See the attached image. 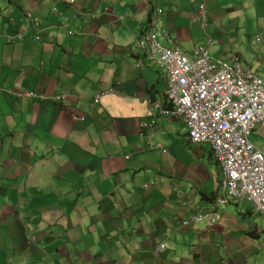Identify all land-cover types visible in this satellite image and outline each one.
<instances>
[{
    "label": "crops",
    "instance_id": "0c3cea01",
    "mask_svg": "<svg viewBox=\"0 0 264 264\" xmlns=\"http://www.w3.org/2000/svg\"><path fill=\"white\" fill-rule=\"evenodd\" d=\"M196 1L159 0L160 42L189 51L211 36L212 58L237 54L264 77V0H206L207 31ZM27 12L39 30L9 41ZM150 13L148 0H0V264H264L252 202L224 205L214 226L180 222L220 192L211 144L158 113L139 135L167 90L135 45Z\"/></svg>",
    "mask_w": 264,
    "mask_h": 264
},
{
    "label": "built area",
    "instance_id": "2783aa9c",
    "mask_svg": "<svg viewBox=\"0 0 264 264\" xmlns=\"http://www.w3.org/2000/svg\"><path fill=\"white\" fill-rule=\"evenodd\" d=\"M148 7L152 28L146 36L138 38L135 45L141 55L166 70L167 90L163 98L151 99L152 115L141 120L140 135L152 137L157 113L182 119L194 144H211L223 173L220 194L211 204L213 210L200 208L189 220L180 222L189 225L206 219L209 225H215L223 218L220 208L233 200L252 202L255 210L264 214V149L249 138L253 132L264 138V77L237 55L227 59L212 58L209 46L213 39L208 35L207 45L194 46L191 58L170 36L169 44L163 45L155 31L163 8L159 0H148ZM195 20L207 31L206 0L196 1ZM25 23L28 29L37 26L39 21L28 13ZM14 38L22 39L23 33L8 37L9 40ZM29 95L36 96L33 91ZM99 98L97 95L96 103ZM165 247L164 243L158 245L155 255Z\"/></svg>",
    "mask_w": 264,
    "mask_h": 264
},
{
    "label": "rangeland",
    "instance_id": "374dc122",
    "mask_svg": "<svg viewBox=\"0 0 264 264\" xmlns=\"http://www.w3.org/2000/svg\"><path fill=\"white\" fill-rule=\"evenodd\" d=\"M67 2H69L70 4H72L73 2H70V1H67ZM207 12V11H206ZM208 15V14H207ZM160 20H161V18H160ZM208 21H209V18H208ZM151 24H152V16H151V13H150V17H149V19H148V31L147 32H149V30L152 28V26H151ZM160 26V21H159V24H158V26L155 28V31L158 33V31H157V29H158V27ZM253 39L255 40V39H257V40H255V41H258V40H260V38L258 37V36H254L253 37ZM253 40V41H254ZM213 43H214V40H213ZM180 46V45H179ZM193 49V48H192ZM186 51V50H185ZM187 56L188 57H193V55H194V52H193V50H189V51H187ZM233 55V54H232ZM234 55H237V54H234ZM231 56V55H230ZM240 59H241V57L239 56V55H237ZM222 58V57H221ZM228 58H230V57H228ZM224 59H227V58H224ZM242 60V59H241ZM242 62L244 63V64H246V65H248L246 62H244L243 60H242ZM248 66H250V65H248ZM251 67V66H250ZM252 68V67H251ZM252 70L254 71V72H256L257 74H258V72L255 70V69H253L252 68ZM23 93H21L20 94V96L22 95ZM100 95V94H99ZM39 94H37L35 97L36 98H39ZM50 97V95H48V96H45V97H43L42 99H44V100H49V99H51V98H49ZM144 119H146V118H144ZM143 120V119H142ZM140 124H141V121H140ZM139 131H142V129H141V127H140V130ZM139 135H140V132H139ZM250 140L252 141V142H254L255 144H257L258 146H260L262 149H264V139L263 138H261L259 135H257L255 132H253V134H251L250 135ZM192 143H193V141H192ZM215 160H216V162L219 164V162H218V160L215 158ZM220 165V164H219ZM221 167V166H220ZM179 196L181 197V194H179Z\"/></svg>",
    "mask_w": 264,
    "mask_h": 264
},
{
    "label": "clouds",
    "instance_id": "9594fccd",
    "mask_svg": "<svg viewBox=\"0 0 264 264\" xmlns=\"http://www.w3.org/2000/svg\"><path fill=\"white\" fill-rule=\"evenodd\" d=\"M65 1H67V0H65ZM28 13H31L34 17H37L38 18V21H39V23H38V25L37 26H31L30 28H28V29H26L25 28V25H26V23H25V16L28 14ZM21 26V28H20V30L19 31H16L13 35H16L17 33H19V32H22L23 33V38L22 39H18V38H14V39H12V40H9V41H14V40H23L24 39V34L27 32V31H29L30 29H34L35 30V32H36V30L38 31L39 30V28H40V17H38L37 15H35L34 13H32V12H27V13H25V15H24V17H22V24L20 25ZM147 35V34H146ZM145 35V36H146ZM9 36H11V35H8V37ZM35 36H38V35H34L33 36V40L34 41H36V40H38L39 39V36H38V39H35ZM139 66V65H138ZM159 66V65H158ZM160 67V66H159ZM160 68H162V67H160ZM164 69V68H163ZM166 71V70H165ZM34 92V91H33ZM35 93V92H34ZM166 93V92H165ZM36 94V93H35ZM37 95V94H36ZM41 95H43V94H41ZM40 95V96H41ZM39 96V97H40ZM43 96H48V95H43ZM50 96H62V95H50ZM66 97V96H65ZM64 97V98H65ZM64 98H61V99H59V100H62V99H64ZM160 99V98H159ZM54 101H59V100H56V99H53ZM188 133V132H187ZM222 179H223V176H222ZM221 183H222V180H221ZM220 189H221V185H220ZM220 194V192L218 193V195ZM217 195V196H218ZM216 196V197H217ZM216 197H214L213 198V200L212 201H210V203H208V205L207 206H203V207H200V208H205V209H207V210H209L210 208H211V204H212V202H214L215 201V198ZM231 202V201H230ZM228 204V203H227ZM226 205V204H225ZM224 206V205H223ZM222 206V207H223ZM221 207V208H222ZM199 208V209H200ZM221 208H220V211H221ZM198 210V209H197ZM211 210H213V208H211ZM196 211V210H195ZM195 213V212H194ZM221 213H222V215H223V212L221 211ZM223 219V218H222ZM181 220H185V219H181ZM187 220H189V219H187ZM204 220H206V219H204ZM207 221V220H206ZM201 222V221H200ZM191 224H199V223H191ZM209 224V223H208ZM190 225V224H189ZM216 225V224H215ZM210 226H214V225H210ZM161 244V243H160ZM159 244V245H160ZM166 246V245H165ZM166 248V247H165ZM165 250V249H164Z\"/></svg>",
    "mask_w": 264,
    "mask_h": 264
},
{
    "label": "trees",
    "instance_id": "16d2710c",
    "mask_svg": "<svg viewBox=\"0 0 264 264\" xmlns=\"http://www.w3.org/2000/svg\"><path fill=\"white\" fill-rule=\"evenodd\" d=\"M215 158V157H214Z\"/></svg>",
    "mask_w": 264,
    "mask_h": 264
}]
</instances>
